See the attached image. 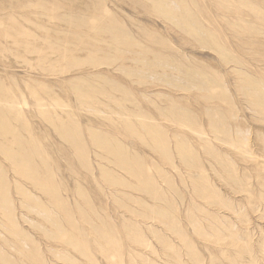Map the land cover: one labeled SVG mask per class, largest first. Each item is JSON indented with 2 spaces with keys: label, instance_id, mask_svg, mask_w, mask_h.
<instances>
[{
  "label": "rangeland",
  "instance_id": "obj_1",
  "mask_svg": "<svg viewBox=\"0 0 264 264\" xmlns=\"http://www.w3.org/2000/svg\"><path fill=\"white\" fill-rule=\"evenodd\" d=\"M0 264H264V0H0Z\"/></svg>",
  "mask_w": 264,
  "mask_h": 264
},
{
  "label": "bare ground",
  "instance_id": "obj_2",
  "mask_svg": "<svg viewBox=\"0 0 264 264\" xmlns=\"http://www.w3.org/2000/svg\"><path fill=\"white\" fill-rule=\"evenodd\" d=\"M236 146V145H235ZM244 151V150H243ZM247 152V151H246ZM231 159V158H230ZM246 188V187H245Z\"/></svg>",
  "mask_w": 264,
  "mask_h": 264
}]
</instances>
